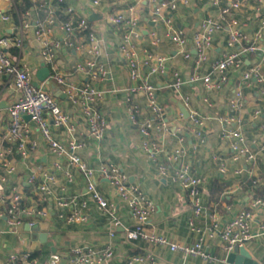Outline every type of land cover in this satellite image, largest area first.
<instances>
[{
	"label": "crops",
	"instance_id": "0c3cea01",
	"mask_svg": "<svg viewBox=\"0 0 264 264\" xmlns=\"http://www.w3.org/2000/svg\"><path fill=\"white\" fill-rule=\"evenodd\" d=\"M230 1L232 0H220V3ZM238 1L242 3V6L232 14L235 23H230L228 16L221 18L218 8L210 6L207 0H193L187 7L179 5L172 13V17L175 23L185 30L188 37L198 28L200 20L205 16L210 15L214 19H220L223 27L215 33L213 49L210 53L212 58L219 57L233 29L241 28L250 36L257 25V19L252 11L253 0ZM31 3V7L27 9L30 14L26 18L30 27L24 31V45L20 57L30 65L34 82L35 71L42 62L40 44L36 40L33 29L36 22L43 21L50 9L53 10L57 22L75 20L79 16L88 18L89 15H87L88 5L85 0H66L65 5H70L74 9L73 15H69L65 10L62 11L59 5L50 0H35ZM37 3L42 4L43 7L36 8ZM129 5L134 6V13L141 19L142 35L136 44L139 59L141 60L144 56L143 49L164 58L165 70L150 76L149 79L156 88V98L162 107V119L166 125V130L153 131L154 140L161 145L156 163L151 162L142 150V137L136 125L128 118V98L139 104L143 117H151V112L145 97L141 93L133 94L130 91L138 82L131 80L126 61L118 50L121 31L109 21L110 16L126 12ZM0 12L9 15L7 21L0 17V30L12 36L15 35L23 14H19L16 6L11 7L7 0H0ZM94 12H100L101 18L92 21L90 26L94 28L100 41L102 49L100 60L108 69L105 79L91 80L97 87L107 91L105 99L96 104L106 119L103 138L96 141L88 136L87 126L79 108L69 102L62 85L51 81L45 82L44 87L51 93L62 111L68 114L76 124L75 136L77 140L84 143L78 152L81 159L94 169H97L101 163H112L118 166L127 175L128 181L142 189L154 203L148 229L165 235L171 242L190 245L197 238V234L191 230L187 222L192 213V206L179 185L171 181L170 175L173 174L175 165L167 161V156L175 147H182L184 160L201 178L205 210L199 220L203 223H209L214 218L222 221L230 219L240 209L247 207L254 197L262 196L264 194V149H262L264 146V128L262 127L264 125V95L261 90L264 87V81L259 82L252 78L251 85L243 89L245 105L237 113L242 120L241 132L251 149L255 151L256 158L250 163L233 161L230 140L222 138L221 132L224 125L216 118L233 113L228 105V99L241 83L239 74L230 71L228 82L219 90L206 91L203 84L198 81L184 84L179 92H175L169 87L173 71L177 70L183 78H186L195 71L207 72L209 63L202 64L198 69L195 68L193 57L184 58L171 40L163 35L162 26H155L161 38L159 44L150 43L148 31L152 25L148 23V18L151 8L147 0H102V4ZM49 38L60 42L69 38L79 42L77 37L66 34L57 24L53 25ZM187 48L194 55L191 41L188 42ZM84 59L85 56L80 50L67 48L62 44L53 64L56 71L68 80L78 83L87 79L76 70V64ZM254 59H256L254 55L248 56L245 64L249 65ZM140 71L145 75L146 67L143 64H140ZM260 71L264 80V60L261 62ZM37 83L40 84L41 81ZM15 97V91L7 75L0 74V129L3 131L8 124L7 108ZM184 97L189 98L187 106L183 102ZM177 102H181L186 107L188 116L190 111H196L204 117V143L198 144L193 136L189 118L182 115ZM257 109L260 110V115L254 117L253 112ZM24 120L31 131V138L38 140L39 147L36 150L27 148L25 156L14 151L11 157L16 164V172L9 179V185L18 187L24 196V202H31L37 199L38 194L34 185L28 183V175L31 171H36L39 164L45 169L53 170L52 164L55 157L40 139L35 125L27 119ZM54 133L60 142L67 143L68 136L63 130L55 129ZM179 138H182V141H179ZM162 163L166 164L169 174L163 177L158 174V164ZM61 164L62 169L55 170L56 183L52 186L53 192L46 205L49 215L44 219H37L34 228L24 223L14 231L10 230L5 214H0V264L10 253L24 252H29L37 258L38 264H47L50 255L58 253L61 255L59 264H68V252L73 246H92L101 250L109 242L113 246L114 255L106 264H124L129 256L147 251L154 254L155 264L168 262L229 264L226 262L227 254L223 245L217 239L207 241L204 246V249L214 257L210 262L199 257H186L180 252H173L167 247L155 246L142 240H128L126 232L132 227L133 220L127 206L118 198L110 182L97 173L96 188L113 205L114 214L119 221L116 226L112 225L109 216L87 196L80 171L64 160H61ZM238 169H241V172H236ZM64 171L72 174L71 182L66 180ZM41 181L42 177L38 174L36 183ZM212 191L215 192L213 196ZM6 192L10 194L9 189ZM73 195L87 199L88 219L85 222L66 223L57 216L56 198ZM261 224H264V215L257 212L251 223L254 236L244 247L255 261L264 264V233L259 228ZM111 230L114 231V236L110 238ZM42 234L44 236L40 239Z\"/></svg>",
	"mask_w": 264,
	"mask_h": 264
},
{
	"label": "built area",
	"instance_id": "2783aa9c",
	"mask_svg": "<svg viewBox=\"0 0 264 264\" xmlns=\"http://www.w3.org/2000/svg\"><path fill=\"white\" fill-rule=\"evenodd\" d=\"M11 7L16 6V0H7ZM34 3L35 0H29ZM55 4L66 3V0H50ZM151 12L148 21L153 23L148 31L150 43L158 45L160 37L155 26H162L163 35L171 40L177 51L186 59L193 57L195 68L208 62L207 72H193L183 78L176 70L172 72L169 87L179 92L184 84H191L200 81L206 91L219 90L228 82V73L237 72L240 76V85L235 88L228 99V105L232 114L219 116L216 119L224 125L221 136L230 140L232 150L231 159L236 162H253L256 153L248 144L241 132V118L237 113L245 105V87L251 85L252 78L263 82L261 75V62L264 60V0H253L252 11L257 19V25L253 33L248 36L241 28L233 29L225 41V45L219 57H211L214 35L223 27L222 21L208 15L202 18L198 28L187 36L185 30L178 26L172 13L179 5L189 6L193 0H147ZM205 1V0H201ZM209 5L217 7L221 18L228 16L230 23H235L233 12L240 9L242 3L232 0L229 3H220V0H207ZM88 5L87 15L100 7L102 0H85ZM40 3L36 8H42ZM69 15L74 14V9L67 5L65 9ZM30 14L29 10L24 11L23 19L17 25L15 35L4 33L0 30V74L7 75L10 85L15 91V100L7 108L8 124L5 131L0 129V214H5L10 230H16L24 223L34 228L37 219H44L49 215L46 206L52 194V186L56 183L55 170L62 169L61 160L68 165L77 168L85 182L86 194L93 200L98 208L106 213L113 226L119 221L114 214L113 205L108 202L96 188V175L99 173L105 177L114 187L118 198L127 206L133 225L126 232L128 240H142L155 246L167 247L170 251L180 252L186 257H199L204 261H212L214 257L204 249L207 241L217 239L222 245L226 254L234 246L242 247L254 236L251 231V223L255 214L261 212L264 215V194L254 197L247 207L240 209L232 218L224 221L214 218L209 223H203L199 218L203 215L205 207L201 189L202 180L192 170L191 166L184 160V151L178 146L167 156V161L175 165L173 174L170 175L172 182H175L184 191L191 206L192 213L187 222L192 231L197 234L196 240L190 244H179L171 242L165 235L151 232L148 229L149 217L154 210V203L147 194L138 186L128 181L127 175L112 163H101L97 169L89 167L80 157L79 150L84 143L77 140L75 136L76 124L72 118L62 111L51 93L45 89V82L55 83L64 87V94L69 102L79 108L81 116L87 126L88 136L100 141L106 130V119L98 110L96 104L103 101L106 90L97 87L91 80H103L108 75V69L100 60L102 49L100 41L87 16H79L75 20L69 19L57 22L53 10H48L43 21L35 24L34 35L40 44V55L50 69L49 77L40 84H33V72L30 65L21 59L20 53L24 45V31L30 27L26 19ZM1 19L9 20V15L0 12ZM109 21L121 31V41L118 46L119 53L125 59L129 68L131 80L137 81L131 89V93H141L147 102L151 117H143L138 103L128 98L127 113L129 120L136 125L138 133L142 137L141 148L148 159L156 163L158 154L161 151L160 143L153 138V131L166 130L162 119V107L156 98V88L150 82V76L162 73L165 70L164 58L155 56L143 49L144 56L140 60L136 51L137 41L142 33L140 30L141 19L134 13V6L129 5L126 12H119L109 17ZM58 27L70 36H75L79 42L72 39H64L62 42L53 40L50 34L53 25ZM193 44L194 55H192L187 44ZM67 48L78 49L85 56L83 61L76 64V70L87 80L83 82H72L54 67V58L61 45ZM254 55L249 65L245 64L248 56ZM140 64L146 67L145 75L140 71ZM264 95V87L261 90ZM185 106L189 104V98L184 97ZM24 115L29 116L40 136L42 142L47 146L55 160L52 164L53 170L45 169L42 165L31 171L27 181L34 185L38 194L37 199L31 202H24V196L16 185H9V179L16 172V164L11 155L18 151L25 156L27 148L36 150L39 142L31 138V131L24 120ZM260 115V110L253 112V116ZM189 122L193 136L198 144L204 143V117L196 111L189 112ZM264 128V125L262 126ZM61 129L68 136V141L63 144L55 136L54 130ZM182 141V138H179ZM264 149V146H262ZM241 172V169L236 170ZM38 174L42 181L36 183ZM68 182L73 180L70 172L64 171ZM158 174L167 176L168 169L165 163L158 164ZM9 189L10 194L6 191ZM55 204L58 208L57 216L66 223H82L87 221V199L79 198L77 195L56 198ZM4 206V207H2ZM3 208V209H2ZM202 222V223H201ZM261 232L264 233V224H261ZM114 236V231L109 232V237ZM114 255L113 246L109 242L103 249L98 250L92 246H73L68 252V264H106ZM61 255L53 253L50 255L47 264H59ZM155 256L151 251L143 254L129 256L124 264H155ZM2 264H38L37 258L31 253L22 254L10 253ZM166 264H182L168 262Z\"/></svg>",
	"mask_w": 264,
	"mask_h": 264
},
{
	"label": "water",
	"instance_id": "95a60500",
	"mask_svg": "<svg viewBox=\"0 0 264 264\" xmlns=\"http://www.w3.org/2000/svg\"><path fill=\"white\" fill-rule=\"evenodd\" d=\"M99 18H101L100 12H92L88 17V20L92 22ZM148 23L150 25H153L151 21H148ZM49 75H50L49 67L44 62H41L40 66L35 71L36 80L33 82V84L36 85L37 81L46 80L49 77ZM177 106L181 111L182 115L186 118L188 116V111L186 107L181 102H177ZM24 119L29 120V116L24 115ZM43 236L44 234L40 236V239ZM226 262H228L229 264H259L257 261H255L252 258L251 254L244 246L242 247L234 246L232 250L229 251V253L227 254Z\"/></svg>",
	"mask_w": 264,
	"mask_h": 264
},
{
	"label": "trees",
	"instance_id": "16d2710c",
	"mask_svg": "<svg viewBox=\"0 0 264 264\" xmlns=\"http://www.w3.org/2000/svg\"><path fill=\"white\" fill-rule=\"evenodd\" d=\"M15 2H16V8H17L19 14H23L24 11L29 9L32 5V3L29 0H16ZM59 6L62 9V11H64L66 9V5L64 3L59 4ZM89 23H91V22H89ZM213 193H215V192H213V191L211 192L212 196H213Z\"/></svg>",
	"mask_w": 264,
	"mask_h": 264
}]
</instances>
